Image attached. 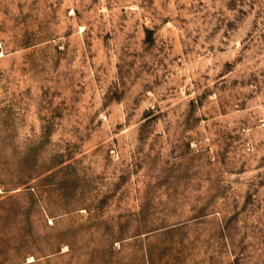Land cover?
<instances>
[{
    "label": "rangeland",
    "instance_id": "374dc122",
    "mask_svg": "<svg viewBox=\"0 0 264 264\" xmlns=\"http://www.w3.org/2000/svg\"><path fill=\"white\" fill-rule=\"evenodd\" d=\"M0 264H264V0H0Z\"/></svg>",
    "mask_w": 264,
    "mask_h": 264
}]
</instances>
